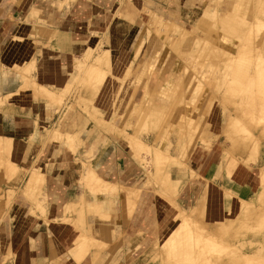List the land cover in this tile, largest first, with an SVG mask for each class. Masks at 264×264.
Returning a JSON list of instances; mask_svg holds the SVG:
<instances>
[{
    "label": "crops",
    "instance_id": "crops-1",
    "mask_svg": "<svg viewBox=\"0 0 264 264\" xmlns=\"http://www.w3.org/2000/svg\"><path fill=\"white\" fill-rule=\"evenodd\" d=\"M70 9L61 0H0V146L10 168L0 176V264H137L182 214L218 224L254 201L262 187L259 165L229 168L225 148L213 144L230 118L212 103L203 139L212 140L213 150L198 145L200 152L187 154L185 169L176 165L158 186L147 183L154 167L146 162L158 148L151 137L158 136L147 132L151 120L139 131L142 117L130 121L135 130L124 131L122 112L128 102L144 111L151 102L162 107L168 86L154 80L158 68L152 66L141 70L153 78L138 91L128 84V100L114 98L123 87L112 82L103 96L83 93L77 59L94 48L79 53L71 35L53 28L64 22L58 12ZM156 35L149 46L154 56L162 52ZM175 59L172 72L182 68ZM32 62L22 74L19 67ZM69 87L93 98L88 112L83 105L60 104Z\"/></svg>",
    "mask_w": 264,
    "mask_h": 264
},
{
    "label": "rangeland",
    "instance_id": "rangeland-1",
    "mask_svg": "<svg viewBox=\"0 0 264 264\" xmlns=\"http://www.w3.org/2000/svg\"><path fill=\"white\" fill-rule=\"evenodd\" d=\"M61 6L71 9L58 12L64 22L53 28H60L58 33L67 38L71 35L79 53L87 46L94 48L85 59H77V84L83 93L104 94L112 82L116 88L123 87L114 98L128 100V84L138 91L153 78L140 74L141 70L152 66L158 68L154 80L168 86L162 107L151 102L144 111V106L135 109L128 102L122 112L124 131L135 130L130 121L142 117L136 130L144 131L151 120L147 132L158 136L151 137L158 148L146 162L154 167L147 171L148 184L164 182V175L176 165L185 169L187 154L200 152L198 145L213 150L212 140L203 139L210 131L211 103L221 106L230 118L213 144L225 148L229 168L241 162L260 168L261 191L254 201L244 202L240 213L218 224L182 214L162 243L137 264H264V0H61ZM208 7L215 9L209 15ZM156 34L162 52L154 56L149 49L155 46L151 37ZM111 53L118 54L115 62ZM176 54L182 62L180 72L171 70ZM31 65L19 67L20 72L28 73ZM71 89L60 96V104L83 105L88 112L93 98ZM51 97L57 98L53 93ZM92 113L95 117L97 110ZM140 148L151 153L147 147ZM7 170L0 146V176Z\"/></svg>",
    "mask_w": 264,
    "mask_h": 264
}]
</instances>
